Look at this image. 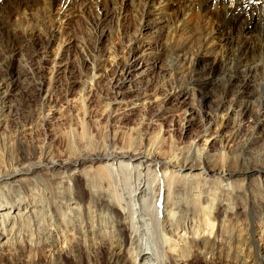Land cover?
Wrapping results in <instances>:
<instances>
[{
    "label": "bare ground",
    "instance_id": "bare-ground-1",
    "mask_svg": "<svg viewBox=\"0 0 264 264\" xmlns=\"http://www.w3.org/2000/svg\"><path fill=\"white\" fill-rule=\"evenodd\" d=\"M54 1H0V58H6L5 69L0 70L1 111L7 110L5 99L12 90L33 84L30 93L40 100L41 109L49 104L54 86L43 90L31 64L37 58L40 64L46 46L54 41L53 59L64 49L66 0H59L56 11L51 8ZM97 4L116 10L120 3L97 0ZM142 4L151 7L150 13L167 14L165 49L171 57L167 70L185 71L196 88L216 93L214 111L221 119L233 112L238 129L250 115L251 127L264 132L259 116L264 111V0H143ZM23 14L45 16L51 22L38 45L31 28L17 23ZM13 60L18 62L14 69ZM58 64L52 61L54 84ZM92 69L98 70L94 61ZM214 75L215 82L203 79ZM133 135H137L134 141ZM117 138L116 133L107 134L94 144L84 137L80 143H68L63 154L51 144L19 146L15 152L2 144L0 264H264L258 255L262 246L254 238L256 231L264 238V226H259L264 221L254 228L259 211L264 214V181L250 186L236 179L264 180V151L234 164L214 159L191 142L186 153H170V159L178 160L173 164L168 158L158 159L157 144H146L139 130L121 144ZM15 177L22 178L17 184L8 181ZM84 177L89 190L82 186ZM233 191L248 194L249 227L242 236L230 228L231 218L220 214L232 201ZM237 197L244 201L242 195ZM215 209L217 215L212 214ZM246 250L250 255L244 257Z\"/></svg>",
    "mask_w": 264,
    "mask_h": 264
},
{
    "label": "rangeland",
    "instance_id": "rangeland-1",
    "mask_svg": "<svg viewBox=\"0 0 264 264\" xmlns=\"http://www.w3.org/2000/svg\"><path fill=\"white\" fill-rule=\"evenodd\" d=\"M142 1L117 0L120 3L116 7L118 9L105 10L97 0H66L64 8L67 10L64 9L65 14H62L64 49L53 59L56 52L54 41L46 46L40 64L39 58L31 64L32 70L42 80L43 90L54 86L49 104L41 109L40 100L30 93L34 84L12 90L5 99L7 110H0V148L3 144L15 152L19 146L36 148L51 144L63 154L68 143H80L84 137L97 144L107 134L116 133V142L121 144L124 137L139 130L146 144L152 143L154 147L157 144L158 159L168 158L173 164L178 160L170 159V153H186L191 142L202 146L205 153L214 159L225 158L234 164L264 151V132L251 127L253 118L250 115L237 129L233 112L222 119L215 113L216 93L196 88L190 83L194 78L185 71L167 70L166 65L171 62L165 49L168 42L167 14L164 10L150 13L151 7L146 8ZM58 2L55 0L51 4L53 11L57 10ZM62 5L63 1H60V7ZM18 22L31 28V37L37 45L51 27L45 16L33 18L31 14H23ZM40 49L44 51L42 43ZM53 60L60 61L56 85L52 81L54 72L51 73ZM92 61L98 64L97 71L92 69ZM5 63L6 58H0L1 71L5 69ZM16 65L18 62L13 60L12 68ZM93 74L96 76L90 80ZM216 76L203 79L215 82ZM204 93L207 95L202 97L200 94ZM47 109H50L49 114ZM51 112L53 119L49 120ZM43 114L47 116L42 117ZM259 116L264 122V111ZM29 122L34 124L32 129L27 127ZM132 137L134 141L137 135ZM163 166L173 169L171 164L163 163ZM20 178L8 181L16 183ZM236 179H244L250 186L264 181L255 176ZM82 186L89 190L85 177ZM256 194L254 198L258 201L260 193L257 191ZM239 195L244 201L237 199ZM239 195L234 191L230 193L232 201L223 205L220 214L231 218L230 228L233 232L240 231L242 236L247 233V215L251 211L248 194ZM97 201L94 198V203ZM217 211L215 209L212 214L217 215ZM262 221L264 214L260 210L254 223L256 230L259 226L263 228V224L257 225ZM261 234V231H256L254 238H258L257 242L262 246L258 255L264 263V238H260ZM249 255L247 250L244 251V257ZM195 259L202 262L197 255Z\"/></svg>",
    "mask_w": 264,
    "mask_h": 264
}]
</instances>
